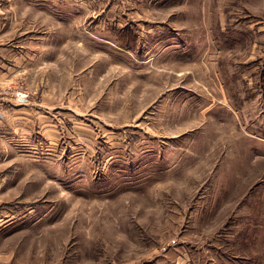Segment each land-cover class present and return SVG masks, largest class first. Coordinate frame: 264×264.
Returning <instances> with one entry per match:
<instances>
[{
	"label": "rangeland",
	"instance_id": "1",
	"mask_svg": "<svg viewBox=\"0 0 264 264\" xmlns=\"http://www.w3.org/2000/svg\"><path fill=\"white\" fill-rule=\"evenodd\" d=\"M94 4L66 16L70 72L15 88L65 121L2 243L33 264H264V0Z\"/></svg>",
	"mask_w": 264,
	"mask_h": 264
},
{
	"label": "crops",
	"instance_id": "2",
	"mask_svg": "<svg viewBox=\"0 0 264 264\" xmlns=\"http://www.w3.org/2000/svg\"><path fill=\"white\" fill-rule=\"evenodd\" d=\"M96 1L0 0V264H33L18 260L15 245L2 243L16 235L3 230L15 218L7 205L24 187L18 186L16 176L27 174V164L34 159L48 157L49 148L59 142L65 121L55 110L58 106H51L58 108L50 111V106L41 102L16 98L15 88L28 80L42 83L44 79L64 78L70 72L62 65L63 47L66 43L80 46L81 39L71 33L80 25L66 21V16L78 12L89 15ZM50 14L56 16L51 17L55 23L49 22ZM66 28L73 37L66 39Z\"/></svg>",
	"mask_w": 264,
	"mask_h": 264
}]
</instances>
